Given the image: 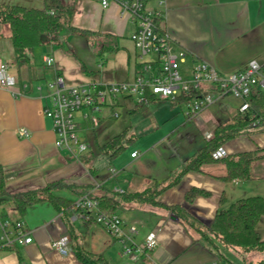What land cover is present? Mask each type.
Masks as SVG:
<instances>
[{
	"label": "crops",
	"instance_id": "obj_1",
	"mask_svg": "<svg viewBox=\"0 0 264 264\" xmlns=\"http://www.w3.org/2000/svg\"><path fill=\"white\" fill-rule=\"evenodd\" d=\"M0 2L42 7V0ZM74 2L72 28L63 30L57 42L28 50L27 64L16 65L9 31L0 24V63L10 65L16 76L11 88L0 81V164L6 189L18 193L61 181L71 187H60L54 194L72 202L60 211L47 201L30 205L21 219L32 241L0 247V264H83L70 246L66 254L50 247L54 239L69 241L71 233L86 251L100 256L94 264H246V258L264 257V252L243 253L198 230L208 227L217 211L231 202L264 196V121L250 124L217 149L219 159L258 152L261 156L251 163L249 178L223 180L226 168L218 160L203 165L200 172H186L159 194L156 204L121 197L174 177L219 124L240 112L238 98L219 96L206 84L203 90H210L215 101L188 118L185 102L178 98L139 103L135 96L121 95L100 111H88L94 120L81 112L76 115L78 136L89 145L78 160L55 147L52 121L44 113L48 81L55 75H62L67 85L132 80L138 64L156 59L154 54L140 56L130 39L133 22L121 15L118 5L103 8L99 0ZM147 5L157 12L156 25L169 35L171 50L186 51L180 66L183 78H189L195 60L208 62L220 73L243 70L251 60L264 65V0H147ZM46 55L53 57L50 66L43 63ZM21 128L28 135H20ZM122 132L125 140L118 153L111 156L102 150ZM192 190L196 192L188 198ZM87 193L118 200L114 214L125 232L134 225L136 243L154 233L157 246L135 259L124 253L122 242L94 221V211L75 215V202ZM0 215L18 219L9 202L0 205ZM256 230L264 241V215Z\"/></svg>",
	"mask_w": 264,
	"mask_h": 264
},
{
	"label": "built area",
	"instance_id": "obj_2",
	"mask_svg": "<svg viewBox=\"0 0 264 264\" xmlns=\"http://www.w3.org/2000/svg\"><path fill=\"white\" fill-rule=\"evenodd\" d=\"M103 8L111 4L118 5L121 15L128 17L134 25L130 39L138 49L140 56L147 54L156 55L152 62H144L142 71L132 80L111 81L108 83H92L88 85H67L62 75L46 83L48 92L45 95L47 105L45 115L52 121L55 134L54 145L59 150L70 153L79 159L88 149L87 142L78 136L76 115L82 113L84 118L94 117L88 111H100L103 106L110 103L118 96H135L139 103L147 102V95L158 98H174L181 93L203 89L208 84L222 95H232L240 100L239 111L245 112L250 108L249 97L252 88L260 87L264 90V74L261 65L256 60H251L245 69L220 73L213 65L204 60H195L189 78H183L180 66L186 60V51H172L170 38L156 25L157 12L147 5V0H99ZM52 12V11H51ZM53 57L46 55L43 63L46 66L53 64ZM0 81L7 88L16 83V76L12 67L7 63H0ZM13 94L17 92L13 91ZM215 101V96L210 92L190 98L185 102L184 113L191 118ZM87 110V113L82 111ZM252 125H257L260 118L252 114ZM20 135H28L24 128L19 130ZM136 152L131 155L135 156ZM213 156L217 157V150ZM114 172V169H111ZM122 192L121 189H118ZM97 200L83 195L75 202L77 217L87 212H95L94 221L123 244V251L133 259L137 255L152 250L157 246L154 233H150L143 242L136 243L133 236L137 233L134 225L128 227L126 233L122 220L116 214L100 212L97 209ZM32 237L24 229L21 218L8 219L0 215V247H9L14 244H28ZM68 238H58L50 241V247L62 254L70 252ZM212 264H220L213 261Z\"/></svg>",
	"mask_w": 264,
	"mask_h": 264
},
{
	"label": "trees",
	"instance_id": "obj_3",
	"mask_svg": "<svg viewBox=\"0 0 264 264\" xmlns=\"http://www.w3.org/2000/svg\"><path fill=\"white\" fill-rule=\"evenodd\" d=\"M52 11V12H51ZM75 11L74 0H42V7L24 6L0 2V23L7 25L9 38L12 41L15 55V63L20 66L30 62L28 50L46 44L55 43L60 33L72 28L70 22ZM137 74L142 71V65L138 64ZM261 73L264 74V65H261ZM210 90H197L181 93L174 98L187 102L202 92ZM147 99L154 101L156 96L148 94ZM250 108L245 112H238L225 123L219 124L206 141L203 147L196 151L182 166L179 172L172 178L163 182H157L143 192L122 194L121 197L137 198L151 204L157 203V197L167 187L176 184L186 172H200L203 165L221 161L225 164L226 173L221 177L228 181L235 178H249L251 163L261 155L258 152H241L232 156L215 158L214 152L226 141L238 136L251 124L252 114L264 121V92L252 88ZM125 140V133L114 136L102 146V150L110 151L111 156L118 153ZM5 170L0 164V205L9 202L16 211L18 218H22L26 209L33 204L47 201L56 210H65L71 206V201L54 194V190L60 187L70 188L61 181H54L37 189H30L18 193H10L6 189ZM87 192V191H86ZM196 190L187 194L188 198L194 196ZM87 196L97 200V209L100 212L114 214L119 206V201L114 198ZM264 215V196H248L231 202L227 207L220 208L215 214L210 225L199 232L208 237L214 236L219 242L228 247H235L246 253L250 251L264 252V241H261L256 230V224ZM69 246L75 256L83 264H94L100 256L86 251L78 241L77 235L70 234ZM246 264H264V257L257 261L244 259Z\"/></svg>",
	"mask_w": 264,
	"mask_h": 264
},
{
	"label": "rangeland",
	"instance_id": "obj_4",
	"mask_svg": "<svg viewBox=\"0 0 264 264\" xmlns=\"http://www.w3.org/2000/svg\"><path fill=\"white\" fill-rule=\"evenodd\" d=\"M0 24L4 27L5 30L8 29L6 24H4V23H0ZM185 66H188V63H186ZM255 253H256L257 255L260 254L259 252H255Z\"/></svg>",
	"mask_w": 264,
	"mask_h": 264
}]
</instances>
